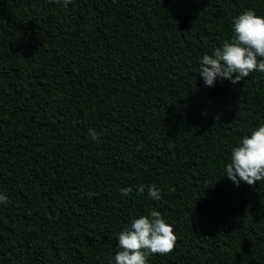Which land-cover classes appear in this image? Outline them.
Returning a JSON list of instances; mask_svg holds the SVG:
<instances>
[{
  "label": "trees",
  "instance_id": "1",
  "mask_svg": "<svg viewBox=\"0 0 264 264\" xmlns=\"http://www.w3.org/2000/svg\"><path fill=\"white\" fill-rule=\"evenodd\" d=\"M247 10L264 0H0V264H109L150 210L175 242L147 264H264V181L223 176L264 73H197Z\"/></svg>",
  "mask_w": 264,
  "mask_h": 264
},
{
  "label": "clouds",
  "instance_id": "2",
  "mask_svg": "<svg viewBox=\"0 0 264 264\" xmlns=\"http://www.w3.org/2000/svg\"><path fill=\"white\" fill-rule=\"evenodd\" d=\"M52 3L67 7L72 0H51ZM231 36L211 54L198 58L197 73L205 87H212L223 79L235 84L253 72L264 73V16L253 10L244 11L231 20ZM92 141H98V133L88 129ZM224 175L234 186L241 182L252 185L264 181V123L259 124L249 134L242 136L230 149V157L224 165ZM131 187L120 189L127 196ZM144 192L145 186L136 188ZM147 197L159 201L160 188L147 186ZM8 198L0 193V205H6ZM115 252L109 264H147L150 254H167L174 246L175 236L171 225L165 222L157 210L147 215L130 219L126 227L116 234Z\"/></svg>",
  "mask_w": 264,
  "mask_h": 264
}]
</instances>
